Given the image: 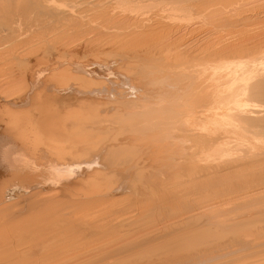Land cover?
Wrapping results in <instances>:
<instances>
[{
    "label": "bare ground",
    "instance_id": "obj_1",
    "mask_svg": "<svg viewBox=\"0 0 264 264\" xmlns=\"http://www.w3.org/2000/svg\"><path fill=\"white\" fill-rule=\"evenodd\" d=\"M118 263L264 264V0H0V264Z\"/></svg>",
    "mask_w": 264,
    "mask_h": 264
},
{
    "label": "rangeland",
    "instance_id": "obj_2",
    "mask_svg": "<svg viewBox=\"0 0 264 264\" xmlns=\"http://www.w3.org/2000/svg\"><path fill=\"white\" fill-rule=\"evenodd\" d=\"M171 2H172V3H171ZM165 3H167V4H165ZM165 3L163 2V5H162V3H159L158 5H153V6H155V7H158V6H159V7H162V6H164V5H165V6L169 5V6H167V7L178 6L177 3L175 4V1H174V3H173V1H168V2H165ZM145 4H146V5H144V7H146V9H144L143 11H145V12L147 11L146 14L148 13V14L151 16L152 13H157V12L159 11L158 13H162V14L167 18V20H168L169 23L173 24V23H177V22L179 21L178 19H179V16L181 15V12H180L179 10H177V9H174V10H173V9H172V10H171V9H167V10H168V11H167L165 8H164V9H163V8H162V9H160V8H155V7L151 6L152 4L149 6V2H146ZM160 4H161V5H160ZM170 4H171V5H170ZM172 5H173V6H172ZM147 7H149V8H147ZM151 7H152V8H151ZM161 10H162V11H161ZM163 10H164V11H167V13L164 12ZM172 13H173V14H172ZM148 14H147V15H148ZM176 14H177V15H176ZM179 14H180V15H179ZM167 15L170 16V17H168ZM171 15H172V17H171ZM173 15H174V16H173ZM169 18H170V19H169ZM171 19H172V20H171ZM115 74H118V72L116 71ZM36 174H37V173H35L34 178H31V180H27V179L25 180V179H23V178H21V177H19V178L16 179V181H15V182H16V185H17L18 189H20L21 193L19 192V193L17 194V196L14 197V199H13L14 201H13V200H10V198L8 197V201H9V203H11V201H12V202H13V203H12L13 205H15V204L17 205L19 200H20V202H21V200H22V203H23V198H25V196H27L26 194H28V192H29L31 189H33V190L36 189V190H37V189H40V185H45L44 182H42V181L40 182L41 184H40L39 182H38V184H37V181H38L37 178H38V177L36 176ZM36 177H37V178H36ZM35 178H36V179H35ZM22 179H23V180H22ZM32 179H35V180H32ZM18 180H19V181H18ZM36 180H37V181H36ZM17 181H18V182H17ZM29 181H30V182H29ZM35 182H36V184H35ZM28 183H29V184H28ZM42 183H43V184H42ZM39 184H40V185H39ZM19 185H20V186H19ZM31 185H33L34 187L31 186ZM27 186H28V187H27ZM35 186H36V187H35ZM94 186H95V185H94ZM30 187H31V188H30ZM37 187H38V188H37ZM22 188H23V190H22ZM25 188H28V189H25ZM77 188H78V186H77ZM79 188H81V189H80L81 193H80V191H79V193H80L79 195H80L81 197H82V196H85V193H86L87 191H85V189H84L83 187H81V186H79ZM92 188H93V187H92ZM92 188L89 187L90 191H93V190H94V189H92ZM91 189H92V190H91ZM96 189H98V188H96ZM23 191H24V192H23ZM25 191H26V192H25ZM31 191H32V190H31ZM31 191H30V192H31ZM73 191H75V188L73 189ZM88 191H89V190H88ZM75 192H76V191H75ZM87 193H89V192H87ZM75 195H76V194H75ZM18 196H20V198H18ZM76 196H77V195H76ZM21 197H22V198H21ZM17 199H18V200H17ZM18 205H20V204H18ZM16 207H17V206H16ZM16 207H14L15 210H14V208H12V210L15 212L16 209H19V211H20V207H19V208H18V207L16 208ZM12 210H11V211H12ZM96 210H97V209H96ZM99 210H100V208H99ZM17 211H18V210H17ZM119 236H120V235H119ZM122 237H124V236H122ZM133 239H134V238H133ZM133 239H132V240H133ZM128 241H130V239H129ZM128 241H127V242H128ZM125 242H126V240L122 241L120 244H121V245H125V244H126ZM138 243H139V242H138ZM138 243H136L135 245H137ZM94 244H99V243H98V242H97V243L94 242ZM120 244H119V245H120ZM114 252H115V253H113V251H112V254H118V253H120V252H121V253H125V252H128V251H127V250H114ZM131 252H132V251H131ZM110 253H111V252H110ZM125 255H127V254H124V257H126ZM113 259H114V258H112V260H113ZM118 264H121V263H118Z\"/></svg>",
    "mask_w": 264,
    "mask_h": 264
}]
</instances>
